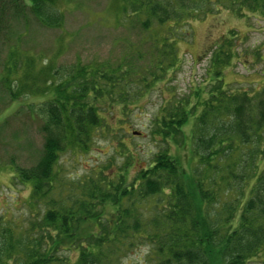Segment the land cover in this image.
I'll list each match as a JSON object with an SVG mask.
<instances>
[{"label": "trees", "instance_id": "obj_1", "mask_svg": "<svg viewBox=\"0 0 264 264\" xmlns=\"http://www.w3.org/2000/svg\"><path fill=\"white\" fill-rule=\"evenodd\" d=\"M27 1L28 11L17 0H0V40L11 19L29 11L41 26L58 28L62 15L55 0ZM117 1L130 27L162 33L145 36L153 50L138 83L147 91L179 66L177 41L194 23L222 10L264 21V0ZM232 36L211 51L212 82L164 101L154 119L153 133L175 142L192 117L195 164L189 171L160 152L129 184L124 173L107 179L103 171L80 183L65 181L60 155L66 149L85 152L99 129L123 120L125 104L140 89L131 81L137 74L131 63L75 66L51 89L53 98L42 110L39 156L32 166L15 170L31 186L29 207L41 208L42 217L31 220L15 244L16 223L0 217V264H210L212 254L222 264H264V86L247 93L224 83L223 70L236 52ZM113 105L120 108L118 119L107 108ZM141 245L148 259L128 260ZM67 251L76 255L74 261L59 255Z\"/></svg>", "mask_w": 264, "mask_h": 264}, {"label": "rangeland", "instance_id": "obj_2", "mask_svg": "<svg viewBox=\"0 0 264 264\" xmlns=\"http://www.w3.org/2000/svg\"><path fill=\"white\" fill-rule=\"evenodd\" d=\"M17 3L29 10L27 0ZM54 5L62 15L58 28L41 26L29 11L23 19H11L5 40H0V217L16 223L14 244L27 234L31 220L42 217L41 208L29 207L31 186L20 182L15 170L35 164L42 146L43 106L53 98L51 89L62 85L75 66L134 64L137 74L131 81L137 82L135 88L140 91L134 99L130 95L123 120L99 129L85 152L72 154L66 149L60 155V176L70 183L95 178L103 171L107 179L122 172L129 184L160 152L178 158L189 171L195 164L190 154L192 117L175 142H164L153 133L154 119L164 101L182 99L212 82L211 51L223 37L237 36L234 58L222 73L228 88L252 93L264 86V21L251 15L239 19L222 10L194 23L192 32L177 41L179 66L147 91L138 83L148 68L145 57L153 50L149 42L144 43L145 36L161 32L130 27L118 11L117 0H55ZM139 55H145L144 60L137 61ZM107 108L120 117L119 106ZM147 254L146 246L141 245L128 260L142 263ZM59 255H70L71 261L76 258L68 251ZM210 264H222L219 254L211 255Z\"/></svg>", "mask_w": 264, "mask_h": 264}]
</instances>
